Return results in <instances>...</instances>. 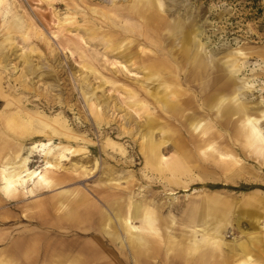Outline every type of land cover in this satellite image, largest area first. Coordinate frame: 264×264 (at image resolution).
<instances>
[{
    "label": "rangeland",
    "instance_id": "rangeland-1",
    "mask_svg": "<svg viewBox=\"0 0 264 264\" xmlns=\"http://www.w3.org/2000/svg\"><path fill=\"white\" fill-rule=\"evenodd\" d=\"M262 100L264 0H4L0 159L6 146L26 157L47 141L54 156L77 152H66L53 189L31 186L1 203L0 187V216L9 217L0 237L37 234L42 208L48 221L74 225L63 228L67 242L82 243L74 231L84 229L83 203L106 215L115 204L114 216L129 217L137 201L154 210L162 232L150 264H170L175 250L193 264H235L245 250L264 264V145L242 135L244 118L264 130ZM143 141L161 161L145 165ZM133 223L138 230L141 217Z\"/></svg>",
    "mask_w": 264,
    "mask_h": 264
},
{
    "label": "crops",
    "instance_id": "crops-1",
    "mask_svg": "<svg viewBox=\"0 0 264 264\" xmlns=\"http://www.w3.org/2000/svg\"><path fill=\"white\" fill-rule=\"evenodd\" d=\"M56 175H58L57 172L50 174L49 177L54 187L58 185V182L55 181ZM9 198L11 197L2 194L1 203L3 201L8 202ZM79 210L81 212L77 222L81 221L80 223L84 225V229H81L82 233H80V230L74 231V237L84 238L82 243H76L72 240L71 243L67 242L71 231L66 232L63 228H71L72 230L75 228L74 225L64 223L62 219H55L50 222L45 219L46 210L40 208L35 215L37 216L38 226L42 230L37 234L27 235L26 233L21 236L0 237V244H5L0 249V264H150L152 258L158 255L160 242H163L158 223L156 232L148 235L147 246L141 252H138L133 245L131 255L128 252V247H126V259H124L121 256V247L109 241V238L105 236L104 229L109 230L116 237L121 236L117 227L113 226V223H117V221L112 210L109 209V214L106 215L100 205L91 200L83 203ZM69 217H74V215L71 214ZM7 219H9L8 216H0L1 226L6 223L5 220ZM16 222L18 221H14L13 224ZM47 228L52 231H46ZM4 253L9 255L10 258L3 259L1 256ZM176 255H178V252L175 250L172 261L168 259V262H171L170 264H193L183 263L180 258H176ZM79 258H82L81 263H73ZM194 264L199 263L196 260Z\"/></svg>",
    "mask_w": 264,
    "mask_h": 264
},
{
    "label": "bare ground",
    "instance_id": "bare-ground-1",
    "mask_svg": "<svg viewBox=\"0 0 264 264\" xmlns=\"http://www.w3.org/2000/svg\"><path fill=\"white\" fill-rule=\"evenodd\" d=\"M3 2L4 0H0V5L3 4ZM103 15L106 16L105 14ZM104 16H102V18H104L105 20ZM68 21L70 22L72 21V19L68 18L67 22ZM149 21L153 25L159 26L161 24L158 18V15L156 13L149 14ZM11 28H8V27L4 28V30H6L7 33L5 35L3 43L11 42L13 32L15 31L12 25H11ZM157 99L159 101H165L164 97L162 96L158 97ZM262 103L264 104V100H262ZM242 124H243V127L245 128V131L246 130L248 131V132H244L242 135H245L246 133L247 138L253 139L254 141H257V142H261L264 145V132H263L264 130L260 128V122L258 120L251 119V118H244ZM210 132L211 131H209V128H207L205 129L204 134L207 135V134H210ZM244 137L246 138V136ZM166 143L167 142H163L162 145L166 146ZM106 145L110 147L116 146L114 145V142L112 143L109 140L105 143V146ZM52 146L53 144L51 141L33 143L30 146V148H28V155L26 157L22 156L23 148L18 147V145L17 146L16 145L6 146L5 150H7V152H5V154L0 159V187H1L2 192L6 196L11 197V196L19 194L20 192H24L25 194L31 193L33 192V187L34 188H53L54 184L49 179L50 174L61 172L63 168L61 163L62 161L65 162V160L68 157L66 155L67 154L66 152L70 151L71 153H74L77 151H73L74 148H72V151L71 149H64L58 152L54 156V153H53L54 150ZM142 147H143L142 149L144 150V159H145L146 166H148L149 164L152 165V163H156L162 160V157L159 154V148L157 146L153 145L152 143H145L143 141ZM36 156L40 159V163H43V165L39 166L38 168H31L30 167V164L32 163L31 157H36ZM94 164H93L94 168L97 167V163H94ZM76 167L78 166H75V168L73 169L75 172L78 171ZM80 168H83V165L80 166L79 169ZM84 168H83L84 174L88 175V174H91L93 171V168L91 170H87V168L86 169ZM175 171H178V170L175 169ZM31 186L33 187L28 188ZM130 205L131 207L129 208L132 209V214L129 217L123 216L121 214H118V216L116 215V221L122 227V234L124 235L122 236V238L116 237L113 233H111L107 229H104V230H105V236L109 238V241H111L112 243L118 244L119 247L121 248L128 247V252L131 255L133 245L136 247V251L138 252H141L143 248L147 246L148 235H151L156 232L157 223H156V218L154 214L155 212L152 208L143 207V205L137 203V201H134ZM115 206L116 205L114 204L113 206H110V207H112V210H115ZM195 213L196 212H194L193 210L191 211L189 210L188 212L189 218L192 219L193 216L196 215ZM138 217H141V225L138 227L139 229L137 230L136 226L133 225L134 224L133 221H135V219H137ZM201 225H202V222L199 224V226ZM262 228L264 229V225ZM201 245L202 243H198V242L195 243L191 249H188V252L190 253V250H191V253H197ZM222 245H223L222 241L217 244L219 249L222 247ZM184 247L185 246L182 245V248ZM244 250L245 249H243V251ZM243 254H245V256H241V258L238 259L235 264H254L253 258L248 256V253L246 252V250L244 251ZM183 260H184L183 261L184 263H188L190 259L186 255L183 257ZM206 261L207 260L204 257H201L199 258L198 263L207 264ZM81 262H82V258H79L78 260H75L73 263H81ZM215 263L216 262H214L213 264Z\"/></svg>",
    "mask_w": 264,
    "mask_h": 264
}]
</instances>
